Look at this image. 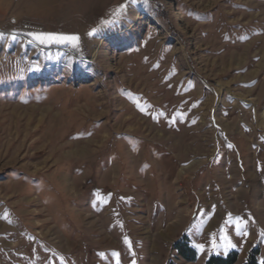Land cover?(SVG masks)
Instances as JSON below:
<instances>
[{"label":"rangeland","instance_id":"1","mask_svg":"<svg viewBox=\"0 0 264 264\" xmlns=\"http://www.w3.org/2000/svg\"><path fill=\"white\" fill-rule=\"evenodd\" d=\"M0 32V264H264V0H0Z\"/></svg>","mask_w":264,"mask_h":264},{"label":"snow or ice","instance_id":"2","mask_svg":"<svg viewBox=\"0 0 264 264\" xmlns=\"http://www.w3.org/2000/svg\"><path fill=\"white\" fill-rule=\"evenodd\" d=\"M127 6H122L118 12L116 13L117 15H120L126 8ZM29 35L32 37L33 40L38 41L41 44H71L73 47H78L79 42H80V37L75 36V35H58V34H50V33H29ZM89 36H94L95 35V30L92 32L88 33ZM5 35L4 33L0 32V40L4 39ZM15 36L12 37L13 40H15ZM231 147V145H229ZM241 223H245L246 221H242ZM241 223H238L236 225L237 227V233L238 234H244L247 235L246 232L243 231L241 228ZM262 236H264V232L261 233ZM225 239V251H228L230 248H235L236 245L231 242L227 238V236L224 237ZM129 245L131 246V242L129 241ZM201 251H204L203 245H198ZM217 245H213V248H217Z\"/></svg>","mask_w":264,"mask_h":264},{"label":"trees","instance_id":"3","mask_svg":"<svg viewBox=\"0 0 264 264\" xmlns=\"http://www.w3.org/2000/svg\"><path fill=\"white\" fill-rule=\"evenodd\" d=\"M177 247L181 250V253H183V250L188 251V255H185V259L188 260L189 262L194 261L196 258V252L189 248L188 246H186V248H181V246L179 247V245H177ZM258 256H259V250L258 249H254L249 257L248 260L245 264H259L258 263ZM238 259V253L233 252L231 254H229L227 257H221V256H210L208 258V260L206 261V264H235L236 261Z\"/></svg>","mask_w":264,"mask_h":264},{"label":"bare ground","instance_id":"4","mask_svg":"<svg viewBox=\"0 0 264 264\" xmlns=\"http://www.w3.org/2000/svg\"><path fill=\"white\" fill-rule=\"evenodd\" d=\"M79 146V145H78ZM78 148V150H76V153L75 154H78V155H80V154H83V153H86V152H88V150H87V148H85V147H77ZM76 148V149H77ZM80 149V150H79ZM75 184V183H74ZM171 228V227H170ZM170 228H169V230H170Z\"/></svg>","mask_w":264,"mask_h":264}]
</instances>
